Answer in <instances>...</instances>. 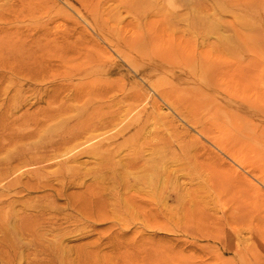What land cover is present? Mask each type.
<instances>
[{
	"label": "rangeland",
	"instance_id": "obj_1",
	"mask_svg": "<svg viewBox=\"0 0 264 264\" xmlns=\"http://www.w3.org/2000/svg\"><path fill=\"white\" fill-rule=\"evenodd\" d=\"M248 1L0 0V264H264Z\"/></svg>",
	"mask_w": 264,
	"mask_h": 264
},
{
	"label": "bare ground",
	"instance_id": "obj_2",
	"mask_svg": "<svg viewBox=\"0 0 264 264\" xmlns=\"http://www.w3.org/2000/svg\"><path fill=\"white\" fill-rule=\"evenodd\" d=\"M246 1V0H245ZM247 4H249V5H253V1L252 0H249L248 2H247ZM236 34V37H237V39L238 40H240L242 37L244 38V36H245V34H243L240 30H237V32L235 33ZM239 37V38H238ZM247 37V35L245 36V38ZM254 37H256V36H254ZM256 39H257V37H256ZM248 40H249V38H248ZM242 41V40H241ZM251 41H252V39H251ZM256 41V40H255ZM242 42H245V41H242ZM246 45H247V42L245 43ZM260 44V43H259ZM249 47H251L250 45H249ZM252 47H253V45H252ZM256 50H258V48L256 49ZM250 52H251V55L254 57V58H263L264 57V49L263 48H261L260 49V51L258 50V51H254L253 49H251L250 50ZM231 65H232V63H231ZM228 66H229V64H228ZM223 70V69H222ZM244 82V81H243ZM244 84V83H243ZM235 98V97H234ZM45 117V116H44ZM52 118H54L53 117V115H49L48 116V119H52ZM120 119V118H119ZM37 120L38 119H35V121L37 122ZM39 121V120H38ZM114 121V120H113ZM35 122V124H38V123H36ZM112 122V121H111ZM116 122V121H115ZM117 122H118V120H117ZM116 122V123H117ZM112 123H114V122H112ZM110 124V123H109ZM118 124H119V122H118ZM89 123L88 122H84V123H77V124H75V125H73L72 127H71V131H69V132H67V133H65L64 135H62L61 136V138H59L57 141H55V142H53L52 143V145H54V147H53V149H54V151H55V154L54 155H57L58 157H60V156H66V155H68V154H71L72 152H73V150H75V148H77L79 145H80V139L79 138H81L82 137V135L81 134H83V133H85L87 130H88V128H89ZM92 126V125H91ZM77 130H81L82 132H81V134L79 135V136H77L76 134H75V131H77ZM243 134V133H242ZM23 138L24 137H26V136H22ZM28 137H29V135H28ZM85 139V138H84ZM86 139H88V137H86ZM85 139V140H86ZM225 142V141H224ZM230 144V143H229ZM140 145V144H139ZM142 145V144H141ZM217 146V145H216ZM247 146V145H246ZM233 148V147H232ZM220 149H221V147H220ZM223 149V148H222ZM226 149V148H225ZM234 151H236V150H234L233 149V152ZM230 152V151H229ZM237 152V151H236ZM236 152H234V154H236ZM246 152H247V150H246ZM242 153V152H241ZM227 154V153H226ZM99 154H97V153H94L93 154V156L94 157H96V156H98ZM103 154H101V156H102ZM232 156H233V154H231ZM239 155V154H238ZM49 157H51V155L49 156ZM234 157H236V156H234ZM77 162V161H76ZM76 162H73L74 164L76 163ZM144 162V161H143ZM121 163H122V161H121ZM133 163V162H132ZM82 164L83 163H80V165H78V166H68V165H66V166H64L59 172H61V173H64V172H66V171H72V177L74 178V181L76 180V179H78V176H80L81 174H82V168H80V166H82ZM85 164V163H84ZM124 164V163H123ZM246 164V163H245ZM141 165V164H140ZM143 165V164H142ZM125 166H126V164H125ZM133 166H134V164H133ZM256 166V165H255ZM257 166H260V165H257ZM256 166V167H257ZM83 167V166H82ZM127 167V166H126ZM262 167V166H261ZM260 167V168H261ZM250 168V167H249ZM257 168H259V167H257ZM264 168V167H263ZM121 169V168H120ZM138 169V168H137ZM81 171V172H80ZM137 171V170H136ZM263 171V170H262ZM61 173H58L57 175H61ZM258 173H259V171H258ZM121 174V173H120ZM64 175V174H63ZM123 176V175H122ZM121 178V177H120ZM115 180V179H114ZM113 180V181H114ZM121 180V179H120ZM99 181V183H100V180H98ZM83 183V182H82ZM98 183V182H97ZM228 183V182H227ZM34 185H35V183H33ZM33 184H31L29 187H31V186H33ZM50 184L51 183H49V184H47V183H42L40 186H42V187H44V188H46V187H51V188H53V190H54V192H56V195H60V189L59 188H55V187H53V186H50ZM230 185V184H229ZM36 186V185H35ZM36 188V187H35ZM91 189V188H90ZM87 190H89V189H87ZM138 198V197H137ZM143 200V199H142ZM114 205H116L117 206V204H114ZM38 216L39 217H41L42 219H44V214H39L38 213ZM38 217V218H39ZM46 219V218H45ZM46 220H49V219H46ZM57 220V219H56ZM30 222V223H29ZM29 222H27V223H29V225H27L25 228H23V229H27L28 231H30L31 233H33L35 236H36V239H39L40 237L37 235L38 233V230H37V228L38 227H36V226H38L37 224H36V220H34L33 219V222L32 221H29ZM31 223H32V225H31ZM45 223H47L46 221H45ZM33 225H35V227H33ZM40 230V229H39ZM30 233V234H31ZM32 235V234H31Z\"/></svg>",
	"mask_w": 264,
	"mask_h": 264
}]
</instances>
